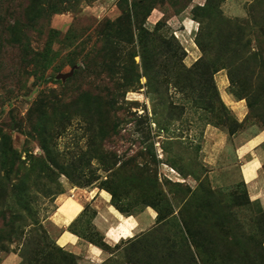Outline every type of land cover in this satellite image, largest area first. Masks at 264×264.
I'll return each instance as SVG.
<instances>
[{
    "label": "rangeland",
    "instance_id": "374dc122",
    "mask_svg": "<svg viewBox=\"0 0 264 264\" xmlns=\"http://www.w3.org/2000/svg\"><path fill=\"white\" fill-rule=\"evenodd\" d=\"M17 24L29 35L23 55L9 42ZM257 133L264 0H0V264H68L66 251L69 264H86L59 245L57 216L95 188H119L110 203L123 215L156 212L110 245L86 201L69 229L111 254L101 264H138L127 257L136 254L145 264H264V208L238 153ZM255 151L264 184V140ZM17 160L28 176L20 199L17 175L3 177Z\"/></svg>",
    "mask_w": 264,
    "mask_h": 264
},
{
    "label": "crops",
    "instance_id": "0c3cea01",
    "mask_svg": "<svg viewBox=\"0 0 264 264\" xmlns=\"http://www.w3.org/2000/svg\"><path fill=\"white\" fill-rule=\"evenodd\" d=\"M240 111H242V114L245 113L244 105L240 106ZM263 140L264 134L257 133L238 148V153L244 160L242 173L246 182L253 190V202L260 209L264 208V184H262L263 180H259L260 157L259 155H255L254 157L253 154H256L255 148ZM218 157L219 154L213 153V159H217ZM95 189L77 192L76 198L70 199L66 204V208H62V206L59 208L57 216L58 224L63 228L57 239L59 245L79 255L86 264H101L111 256V254L106 253L98 245L85 240L72 229H69L71 223L83 211L86 201H94L96 204L97 213L95 214L93 223L110 245H115L120 240L127 239L145 230L146 226L153 224L156 218V212L152 208L143 211L137 216L123 215L110 203L111 194L109 192L104 189Z\"/></svg>",
    "mask_w": 264,
    "mask_h": 264
},
{
    "label": "trees",
    "instance_id": "16d2710c",
    "mask_svg": "<svg viewBox=\"0 0 264 264\" xmlns=\"http://www.w3.org/2000/svg\"><path fill=\"white\" fill-rule=\"evenodd\" d=\"M34 8L35 7L31 6V12L35 10ZM17 22H18V20L15 19V23L11 27H13ZM24 26L26 27V30L28 33L30 30H34L35 28H37V24H36V22L34 23V19H32L30 22H28ZM24 26H22L21 24H17L16 28H13L12 30L8 29L9 42L14 43L15 45H17V47L19 49L23 50L22 55L25 53V51L27 49L26 39L29 36L26 31L24 32V30H25ZM27 53H31L33 56L37 54V52H33L30 47H29V50L27 51ZM133 81H134L133 77L126 76L121 82L119 81V83L122 84V87L125 91H128L129 88L131 87ZM38 104H40V102L35 103V106ZM31 125H32V121H30V123H28L26 127H29V129H31ZM28 134L31 136L37 135L36 132L32 129L28 130ZM28 134H27V136H28ZM8 150L9 149L4 148V152H3V155L1 157L4 159L3 161H5V159H6L4 156L6 154V151H8ZM14 154H16V157H17V152L14 151ZM17 158L20 159L19 156ZM16 162H17L16 165L14 164L13 166H10L7 170L5 168V170H4L5 175L3 177H5V179H7V180H5L3 177L2 178H3V180H5L6 183H10L12 172H13V174L17 175L16 194L18 195V198H19V196L24 198V194H25L27 184H28L26 182V180L28 179V176L24 172L25 168H21V166L24 167L23 163L25 161L17 160ZM5 165L6 164H3L2 167H6ZM21 171H23V172H21ZM111 189H112L111 190V194H112L111 199L116 200L118 192L120 191V189L119 188H111ZM184 224H185V229L188 233V222L186 220H184ZM155 231H156V229L155 230L154 229L149 230L148 232L143 233L140 237L131 240L129 243L128 249L132 251V249L136 248V245L138 244V242H141L142 239L149 238L148 236H150L151 234H154ZM60 250H63V249L60 247ZM166 252H167V254L172 253L171 250H167ZM64 254L66 255L65 260L68 262V264L71 262L73 263V259L75 258V255L73 253L67 252V251ZM127 257L134 259L138 264H145L144 262H142L143 260L141 258H139V256L137 254H136V257H134V256H127ZM20 264H29V261H28V258L26 255H23V259H22ZM40 264H43L42 260H40Z\"/></svg>",
    "mask_w": 264,
    "mask_h": 264
},
{
    "label": "bare ground",
    "instance_id": "6f19581e",
    "mask_svg": "<svg viewBox=\"0 0 264 264\" xmlns=\"http://www.w3.org/2000/svg\"><path fill=\"white\" fill-rule=\"evenodd\" d=\"M239 104H240V106L244 105L243 103H239ZM241 113H242V111H241ZM241 113H240V114H241ZM62 199H63V198H62ZM66 202H67V201H66Z\"/></svg>",
    "mask_w": 264,
    "mask_h": 264
}]
</instances>
